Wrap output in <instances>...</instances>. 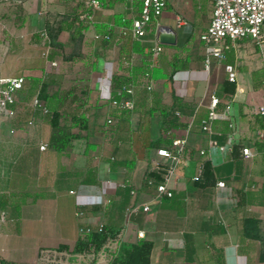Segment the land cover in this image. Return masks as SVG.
Listing matches in <instances>:
<instances>
[{"label": "crops", "instance_id": "1", "mask_svg": "<svg viewBox=\"0 0 264 264\" xmlns=\"http://www.w3.org/2000/svg\"><path fill=\"white\" fill-rule=\"evenodd\" d=\"M51 1L11 0L0 5V15L6 11L4 5L22 3L30 16L29 29L37 28ZM99 1V9H88L78 2L83 9L81 14L91 15L86 21L91 25L86 29L87 35L92 30L94 37L107 32L112 35V41L103 42L105 47L91 65L90 102L112 106L107 100L109 78H115L119 84L135 85L134 110L113 107L116 111H112L113 115L127 116V125L114 128L118 134L116 153L105 162L110 167L107 173L112 182L105 186L103 194L95 191L79 195L71 193L74 189L65 190L63 156L49 152V146L47 150L40 149L49 144L40 137L36 139L38 123L15 124L0 115L1 260L8 264H38L45 252L72 251L83 237L80 227L97 228L103 224L107 233L118 232L120 245L126 249L141 241L152 243L150 264H264L259 250L262 239L244 235L245 219L255 218L260 221V235L264 236V117L257 113L258 107L264 105V41H238L225 61L213 60L209 74L204 69L206 51L200 36L211 23L212 0H167L164 13L154 20L142 41L120 35V30L131 27L132 20L139 16L141 1ZM164 27L174 32L177 44H162L164 52L152 67L154 88L149 91L141 80L148 69L152 47L160 43L158 35ZM2 41L1 37L0 62L9 59L10 64L3 70L0 64V76H24V89L41 81L40 73H47L52 68L50 63L56 61L45 62L44 70L33 69L31 57L12 56L13 49ZM60 41L64 44L61 38ZM135 42L141 44L143 52L133 49ZM226 64L236 68L237 83L228 80ZM10 65L11 69H7ZM211 93L220 99V115L213 124V133L208 135L202 131L201 121L207 116ZM20 104L18 98L12 109L18 112ZM227 109L229 115L224 116ZM170 111L175 116L180 111L182 116H176L178 127L166 131L164 115ZM231 122L237 129L233 141ZM165 131L168 137H163ZM186 134V153L169 184L173 196L160 201L156 199V186L146 184L147 172L160 160L157 151L163 146L156 144ZM211 140L219 145L232 144L233 151L208 149ZM244 148H249L253 156L246 158ZM201 150H207V154L202 156ZM50 154H56L54 165L50 164ZM202 162L205 169L201 180L196 181ZM53 166L58 170L55 177L50 173ZM125 180L136 189L135 197L130 187L121 186ZM219 181L226 182V187H218ZM144 203H150L151 212L142 211ZM81 206L85 213L103 210L104 221L92 222L86 216L78 219L76 212ZM134 206H140V211L132 212ZM63 215L67 220L59 233L53 228L41 229L36 223L38 216L53 219ZM39 229L38 239L28 238L29 246L25 245V235ZM108 241L99 253L105 252ZM13 252L20 255L14 256Z\"/></svg>", "mask_w": 264, "mask_h": 264}, {"label": "rangeland", "instance_id": "2", "mask_svg": "<svg viewBox=\"0 0 264 264\" xmlns=\"http://www.w3.org/2000/svg\"><path fill=\"white\" fill-rule=\"evenodd\" d=\"M142 2V0H139ZM6 11L3 12L1 22L5 25L2 44L13 49L12 56L31 57L33 69L44 70L45 62L56 59L58 66L52 67L47 73L41 74V81L32 82L19 95L21 104L18 112L16 110L12 123L29 124L30 120L36 119V139L40 137L48 142L49 152L63 156L64 188L65 190L74 189L75 193L85 195L88 192L105 191L109 179L107 173L108 166L105 163L107 157L116 153L115 143L117 140L116 130L114 128L127 125V116H120L112 113L116 111L109 104H99L92 100L90 102L91 92V65L94 59L99 56L102 47H105L102 41L95 40L92 33L87 30L91 25L80 22L79 14L83 10L78 2H68L66 0H52L48 8H45L46 14L41 20V24L36 28L29 29L30 16L24 10V4H6ZM155 21H153L154 23ZM152 23V24H153ZM8 29V30H7ZM62 32H65L62 34ZM33 33V34H32ZM35 38L33 35H41ZM32 34V35H31ZM63 35V36H62ZM87 35V36H86ZM64 41V44L60 41ZM50 45L49 58L44 55ZM55 61V60H54ZM1 69H5L10 64L9 59L0 62ZM8 66L7 69H11ZM50 67V66H49ZM28 97L29 101H24ZM38 98L40 102L49 109L48 115H42L39 109L34 110L33 101ZM60 115V128L66 129L71 134H77L79 139H73L70 146L64 152H58L53 143L54 132H57L52 126L54 114ZM84 115L87 117V127L74 126L75 118ZM114 117L115 124L107 125V120ZM134 120V119H133ZM132 123V121H131ZM17 124V127L20 126ZM34 124V123H33ZM32 124V125H33ZM135 125V124H134ZM168 137L165 131L163 134ZM97 146L93 148L92 146ZM132 148V145H130ZM54 156H49L50 164L54 165ZM4 171V172H3ZM128 172V169H126ZM2 175L5 169L1 170ZM56 168L50 167L52 175L57 174ZM50 174V175H51ZM130 174V171H129ZM97 178L96 185H88L86 180L90 177ZM96 186V187H92ZM107 200V199H106ZM97 201L101 202L100 199ZM102 205V204H100ZM92 219V222L104 221V211L86 212V220ZM107 218V216H106ZM67 218L65 215L56 216L53 219H40L38 216L37 225L53 228L57 233L63 229V224ZM39 231H29L25 236L27 240L24 243L29 246L28 238L37 240ZM41 238V237H40ZM121 238L118 232H112L108 246L105 252H97L93 247L87 248L85 252L58 250L45 252L41 255L38 264H115L125 257L126 248L120 245ZM260 254L264 252V236L259 243ZM18 256L17 252H13ZM27 254H30L29 251ZM1 259V258H0Z\"/></svg>", "mask_w": 264, "mask_h": 264}, {"label": "built area", "instance_id": "3", "mask_svg": "<svg viewBox=\"0 0 264 264\" xmlns=\"http://www.w3.org/2000/svg\"><path fill=\"white\" fill-rule=\"evenodd\" d=\"M11 0H0V5ZM21 2L22 0H17ZM68 2H81L85 4L88 9H99L101 7V2L99 0H67ZM213 2V15L210 25L204 31L200 40L205 45V59H204V69L209 74L212 71L213 60L216 59L218 62H223L227 59V54L234 48L238 41H243L246 39H252L257 43H262L264 41V0H212ZM167 6V0H142V8L138 17L132 20L131 27H123L120 30V35L122 37L131 36L135 41H142L148 34L150 27L155 19L162 16ZM91 18L88 13H82L80 15V21L85 22ZM4 32V25L0 21V38ZM95 40L110 42L112 41V35L110 32L100 33L95 35ZM164 52V47L160 43H156L152 47V52L149 58V63L153 67L158 61L161 54ZM50 45L45 52L46 58H49ZM51 67L58 66L56 61L50 63ZM225 71L228 76V80L231 83H237L238 73L234 65L226 64ZM26 83V78L24 76L14 77V78H3L0 76V115L11 118L14 116L15 111L12 106L18 103V94L24 89ZM108 83H110L111 89L109 96L107 98L108 102L113 106L121 110H134L135 108V85L126 84L119 88H115L113 85V78H109ZM141 83L149 90H153L154 82L150 72H146L143 75ZM220 104V99L215 93L209 95V105L207 116L201 121V128L205 134L211 135L213 133V124L219 117L218 107ZM34 110L39 109L42 115H48L49 109L44 106L38 98L33 101ZM257 113L264 117V105L258 107ZM224 116L229 115L228 109L223 113ZM177 117H181V112H176ZM36 122V119H32L30 124ZM115 124L113 118L107 120V125L112 126ZM191 126V125H190ZM229 127L232 131L230 135V140L233 141L235 135L237 134L236 125L231 122ZM169 136V135H168ZM188 134L177 137L172 140L171 145L166 147H161L158 149L157 154L160 160L155 161L154 170L161 171L165 170L164 179L162 182L158 183L155 179H149V186H156L157 195L156 199L162 200L164 197H172L173 192L169 187L172 177L175 175L178 167L182 163L183 157L186 153L188 146ZM262 137L264 134L261 135ZM209 148H218L222 152H232L233 146L231 145H219L217 141L211 140L209 143ZM41 150H47L48 145L43 144L40 147ZM243 155L246 158L252 157L253 153L249 148H244L242 150ZM200 154L205 156L207 150H201ZM205 164L202 162L199 166L198 172L194 180H199L204 172ZM110 171V167H108ZM112 182L111 179H106L103 181ZM121 186L123 188L130 187L131 195L136 196L137 191L132 188L129 181L125 180ZM218 187H226V182L219 181L217 183ZM75 194V191L71 192ZM110 200L106 201L109 204ZM142 211L144 213L151 212L152 208L150 203H144L142 205ZM76 212L78 219H83L86 216L84 209L82 208ZM132 212L140 211V206L132 207ZM5 215L2 217L4 218ZM103 224L97 228L92 227H80V234L87 235L96 232H102L104 229ZM140 237L144 236L143 232L139 233Z\"/></svg>", "mask_w": 264, "mask_h": 264}, {"label": "trees", "instance_id": "4", "mask_svg": "<svg viewBox=\"0 0 264 264\" xmlns=\"http://www.w3.org/2000/svg\"><path fill=\"white\" fill-rule=\"evenodd\" d=\"M79 19V18H78ZM105 42V41H102ZM133 49L136 51L143 52L141 49V44L138 42H135L133 45ZM148 69L144 71L150 72L151 76L153 72V68L148 63L147 65ZM126 84H132L131 82H123L122 84L114 78L113 79V85L115 88H119ZM165 121L164 124L167 126L166 131H169L172 128L179 126V120L170 112H167L165 115ZM75 122L74 126H82L84 128L87 127V117L82 115L81 117H74ZM52 126L57 131L54 132L53 135V143L55 145V148L58 152H64L71 144V141L73 139H79L80 136L77 134H71L66 131V129L60 128V115L58 112L54 114L53 120H52ZM165 142V143H164ZM171 142L169 139L165 141L160 140L156 144V146H170ZM166 171L161 170L157 171L154 169H151L149 172H147L146 175V184H148L149 179H155V181L158 183L162 182L164 179ZM201 178L197 181H200ZM86 183L88 185H95L96 179L95 177L91 176L89 180H86ZM112 233H107L106 227L104 226V229L102 232H96L84 235L76 244L74 251H77L78 253L85 252L87 248L93 247L96 252H99L103 246L106 244L109 238H111ZM244 235L249 238L254 239H262V236L260 235V221L255 218H246L244 221ZM153 244L147 241H141L139 243H136L134 245H131L130 248L126 249L125 257L118 263L115 264H150L151 254H152ZM260 261L264 263V252L261 254ZM0 264H8L4 260L0 259Z\"/></svg>", "mask_w": 264, "mask_h": 264}, {"label": "water", "instance_id": "5", "mask_svg": "<svg viewBox=\"0 0 264 264\" xmlns=\"http://www.w3.org/2000/svg\"><path fill=\"white\" fill-rule=\"evenodd\" d=\"M159 42L164 45H176L177 44V37L174 32L168 28L164 27L159 35H158Z\"/></svg>", "mask_w": 264, "mask_h": 264}]
</instances>
